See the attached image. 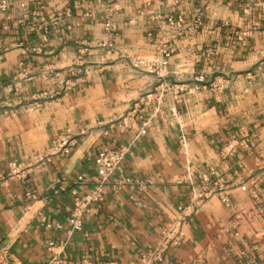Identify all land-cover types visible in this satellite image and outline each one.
Listing matches in <instances>:
<instances>
[{
	"label": "crops",
	"instance_id": "0c3cea01",
	"mask_svg": "<svg viewBox=\"0 0 264 264\" xmlns=\"http://www.w3.org/2000/svg\"><path fill=\"white\" fill-rule=\"evenodd\" d=\"M177 18L181 26L168 23ZM166 48L174 53L161 66ZM0 56L7 264H139L203 176L224 184L228 204L207 200L182 227L184 244L152 264H264V11L240 0H8ZM196 75L215 89L169 90ZM65 82L71 90L52 97ZM137 116L149 122L145 136ZM62 134L77 146L46 162ZM101 148L125 158L97 203ZM12 163L25 173L9 179ZM77 199L86 202L79 230Z\"/></svg>",
	"mask_w": 264,
	"mask_h": 264
},
{
	"label": "built area",
	"instance_id": "2783aa9c",
	"mask_svg": "<svg viewBox=\"0 0 264 264\" xmlns=\"http://www.w3.org/2000/svg\"><path fill=\"white\" fill-rule=\"evenodd\" d=\"M244 3L252 4L254 7L259 8L261 11H264V0L260 2H255L254 0H240ZM8 0H0V11L4 12L7 8ZM170 25L181 26L183 21L179 18L175 20H168ZM198 23H196L197 25ZM227 25V24H224ZM105 30L108 32H114L115 29L113 25L107 21L104 25ZM174 50L171 48H166L161 50L162 59L160 61L161 66H165L168 61L171 59ZM1 57V56H0ZM51 70H43L41 73L42 78H46L50 75ZM217 88H221V85L216 86ZM72 88L71 83H60V88L57 93L54 94V98L63 97L65 96ZM215 89L213 84H209L206 82L205 78L202 75L194 76L188 84H174L170 86L169 90L175 97H180L182 95H187L191 92H202V91H209ZM1 90V86H0ZM50 97V98H52ZM32 105L35 109H39V102L38 98H32ZM137 121L139 122V129L138 133L140 136H145L147 133L148 128V120L142 116H137ZM264 131V124L262 126ZM86 134V130H82L79 136H83ZM181 142L185 143V138H181ZM243 146L248 149L254 147V144L247 139L242 140L241 142ZM78 141L76 138L71 137L69 134H62L56 140H54L49 149V155L45 159L46 162H49L53 157H67L69 156L75 147L77 146ZM229 151L233 150V146L229 145L227 147ZM125 152L121 149H110V148H101L99 151L96 152L94 157V167L97 178L100 180V185L97 189V194L94 202L100 203L103 200L105 195V185L106 182H110L114 175L120 170L121 164L124 162ZM10 171L8 173V178H17L23 173H25L20 166V164L12 163L10 166ZM26 176V175H25ZM126 186L135 187L139 191H144L146 189V185L143 182H138L133 179H130L125 182ZM121 188V185L117 184L113 188L116 190ZM226 188L224 184L218 183L213 181L209 176H203L202 180L199 185L198 192L192 196L189 204L187 206H180L178 208L180 215L179 218L172 224L167 226V228L162 232L161 238L158 241V246L156 250L152 252V255L149 259L142 258L139 264H152L153 261L160 258V256L171 247H180L185 242L184 232L182 227L186 224L187 220L190 218L191 215L207 200L217 196L220 202L224 205L228 204V200L225 195ZM29 200H32L34 197L31 194L27 195ZM86 202H83L79 199L75 201V211L72 214V222L73 227L75 230H79L81 228V218H82V211L85 209ZM49 249L54 248V245L51 243L48 245ZM86 260L84 259L83 262L80 264H84ZM0 264H7L6 263V253L3 250H0ZM105 264H117L114 262H109ZM253 264V263H251Z\"/></svg>",
	"mask_w": 264,
	"mask_h": 264
}]
</instances>
